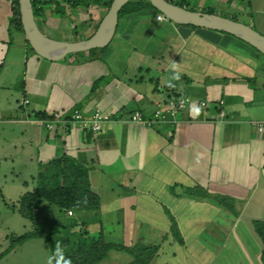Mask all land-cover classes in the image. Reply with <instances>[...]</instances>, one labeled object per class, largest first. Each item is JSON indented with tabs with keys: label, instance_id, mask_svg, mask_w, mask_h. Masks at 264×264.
I'll return each mask as SVG.
<instances>
[{
	"label": "crops",
	"instance_id": "1",
	"mask_svg": "<svg viewBox=\"0 0 264 264\" xmlns=\"http://www.w3.org/2000/svg\"><path fill=\"white\" fill-rule=\"evenodd\" d=\"M0 1V10L8 15L0 23V81L14 70L8 82H0V200L18 204L23 194L34 190L42 164L66 156L87 168L106 236L125 240L126 246H156L153 258L169 245L167 253L175 257L188 247L187 230L198 232L211 208L220 217L214 259L221 264H263L254 221L264 220V131L255 126L264 121V85L260 93L254 78L240 77L233 56L239 49L248 54L251 58L244 64L253 74L258 52L240 45L232 49L217 34L196 36L200 27L160 21L146 9L121 15L112 40L94 59L66 56L51 61L33 52L15 28L10 0ZM250 1L254 25L262 28L257 16H264V0ZM103 8H84L91 18L78 24L92 34L107 11ZM79 10L71 11L81 14ZM5 26L6 31L13 29L7 33L10 39L2 34ZM16 34L23 47L17 57L11 45ZM180 94L206 105L193 102L172 122L146 126L132 120L137 111L151 119L157 101ZM74 111L88 121L97 112L106 120L94 132L90 122L83 126L70 117ZM35 113L45 117L37 119ZM55 114L60 117L48 128L46 121ZM48 116L53 118L45 119ZM17 184L23 194L12 201L7 192ZM38 211L59 218L58 209L45 203ZM192 213L198 215L187 220ZM4 230L0 252L13 236L7 226ZM23 244L15 245L0 264Z\"/></svg>",
	"mask_w": 264,
	"mask_h": 264
},
{
	"label": "trees",
	"instance_id": "2",
	"mask_svg": "<svg viewBox=\"0 0 264 264\" xmlns=\"http://www.w3.org/2000/svg\"><path fill=\"white\" fill-rule=\"evenodd\" d=\"M111 1L112 0H31L35 18L43 15L45 11L44 7L49 4L54 5L53 11L62 16L65 15V7L70 10L88 8L92 5L98 7L105 6L108 8ZM169 1L194 10V8L189 6L190 4L187 0ZM10 2L12 11L11 22L17 30L24 34L20 22L18 1L10 0ZM144 9H151L155 13H160L148 0H129L120 10L119 17L126 13L140 12ZM202 11L214 13L208 7ZM226 17L236 20L235 17ZM39 24L40 22L38 26ZM183 26L195 27L192 25ZM30 49L33 51L31 47ZM96 52L97 49H91L84 52L69 54L67 57L74 56V60L76 61H87L94 59L96 57ZM257 52L262 55L259 51ZM35 114L36 117H38L37 119L45 117L44 114ZM52 118L53 116H48L45 119ZM40 203H45L47 208L56 207L58 210H64L65 212L71 210L73 214L78 211H84L88 216L84 220L79 221L75 219L63 223L61 225V232L58 236L51 238L40 230L36 220L35 212ZM13 208L23 218L31 221L34 228L20 235L10 236L7 247L0 252V259L11 251L15 245L23 244L27 240L33 238H43L48 244L49 264H64L66 260H70L71 264H97L106 258L110 251H120L129 254L132 257V264H150L158 249L156 246H140L137 244L126 246L123 243H115L114 240H111L110 237L104 234L102 224L98 218L100 199L90 188L88 170L86 167L66 156H61L43 163L36 178L34 190L23 194L18 201V205H13ZM254 230L262 243L261 260L264 264V220L254 221ZM172 231L177 235L175 225ZM179 241L181 242V240ZM57 246L63 249L62 258L57 254Z\"/></svg>",
	"mask_w": 264,
	"mask_h": 264
},
{
	"label": "rangeland",
	"instance_id": "3",
	"mask_svg": "<svg viewBox=\"0 0 264 264\" xmlns=\"http://www.w3.org/2000/svg\"><path fill=\"white\" fill-rule=\"evenodd\" d=\"M187 1L190 4L189 6L194 8V10H199L202 12L203 9L208 7L216 14L235 17L236 20L244 21L246 24L252 26L254 29L260 32H264V27L261 28V24H258L257 26L254 25L255 23L253 22V20L256 21V18L252 11L253 5L252 8L249 7V4L251 2L250 0H187ZM103 7H104L103 11L105 12L107 8H105V6ZM44 8H45L44 14L38 16L36 18V21L37 23L40 22L39 24L40 29L47 36L53 37L58 40H63V38L68 37V39H70L71 41H76V36H75L76 33H78L77 35H79L77 36V39L79 40H81V37L88 38L90 36L91 31L90 30L86 31L87 29L84 30V27L78 24L80 22L82 24L88 21L89 18H91L90 17L91 15L87 13V11H85L86 9L80 8L81 14H77L76 12L74 14L73 11L65 7V15L61 16L60 14L53 11L54 5L52 4L46 5ZM88 8L96 9V5H92ZM2 10L3 7L0 10L1 24L5 22L6 17L8 16L3 14ZM257 20L262 21V23H264V16H261V18L260 16H257ZM8 23H9L8 26H11L10 17ZM48 25H50L49 27L51 28L47 29ZM2 28H3L2 34L8 36V38L10 39V34L7 33L9 32L13 33L12 32L13 29L6 31V26ZM196 30H197L196 36H199L200 34H217L218 36H224L219 38H221L223 44L227 43V45L232 46V49L237 50L234 47L236 45H240L247 52H254L255 50L249 44L245 42L243 43L242 40L232 35L224 34L221 33L220 31H214L204 28H198ZM195 39H197V37H195ZM19 40H20L19 35L16 34L13 43H11L13 49L15 50L16 57L18 55V52L22 51L23 49L22 42H19ZM231 42H234L235 44ZM217 45L219 46V43ZM98 50H102V49L97 48V52H99ZM237 51L238 52L236 54H233V56L237 58V60L239 61V65L236 68L238 72L237 74L242 78L247 77L246 75H249L250 76L249 78H254L255 79L254 88L256 91L258 92L260 91L261 93L263 91L261 87L264 85V56L259 54L260 60L259 62H254V65L252 64L253 66H255V69L253 74H250L247 71L250 70L251 68L250 66L244 64V62H247L246 60L247 59L249 60L251 57L248 54L242 53V49H239ZM144 58L151 60L150 59L151 57L149 55H145ZM150 66L152 71L151 73L155 75L156 74L154 73L156 72V70L154 69L155 66L153 64H150ZM229 70L231 69L229 68ZM13 73L14 70L11 71L12 75ZM188 76L191 78L193 76V72H191ZM10 77H5L0 82L6 83L9 81ZM194 77H196V75H194ZM15 89L16 86H14L11 90L14 91ZM5 94L6 93H2L1 97L3 98ZM18 99H20V96L18 97ZM193 102L199 105L198 101L193 100ZM12 187H13L12 190L10 192H7V194L13 197L11 200L14 201L15 195L18 194L19 196L20 195L19 193H21L22 195L23 191H21V185L17 184V186L13 185ZM5 200L6 202L9 203V206L6 203L4 204V201L0 200V231L1 232L5 231L4 230L5 226L9 228V231H11L13 236L23 234L25 231H31L34 228L31 221L23 218L13 208V205L10 206L11 202L7 198H5ZM17 205L18 204H16L15 206ZM197 210L199 212L198 208L195 209V211ZM57 212L59 214V218H57L56 215L54 217H47L45 213L41 211L35 212L36 220L38 222L40 230L46 233L47 235H49L51 238H55L58 236V234L61 232V225L63 223H67L75 219L79 221L84 220L88 216L87 213L82 216H79L77 213H74L73 215H69L64 210H58ZM196 214L197 213L187 214L185 218L189 220L190 218H193L194 216L198 215ZM179 216L183 217L182 215ZM204 217L206 221L202 222V224L198 228V232L196 231L197 233L196 232L193 233L190 231V234H188V230H187L186 232V235H188L187 249H182L183 251H180V253L177 252V255L174 257L173 255H170L169 252L167 253V251L170 250L169 245L164 246L160 251L161 254L159 256H156V258H153L152 262H154V264H162L163 262L172 260L171 261L172 264H221V259H217V261L216 259H214L215 257L218 256L217 243L219 241V237L217 236L219 235L220 232V229L218 228V224H220L219 222L220 217L216 212H213V209L211 208H209L208 211L204 213ZM213 219L216 220L214 221ZM184 227H186V224H184ZM211 230L213 231V233L211 232ZM217 231L218 234L216 236L214 233H217ZM110 239L114 240L115 243L125 244V240H120L113 237H110ZM2 242H4V238L0 237V245H4V243L2 244ZM156 243H160L159 238L156 240ZM140 246H142V244H140ZM20 248L23 249H18L15 253L9 255L7 258L4 259L3 263L4 264H49V246L43 238H34V239H30L29 241L27 240V242L21 245ZM103 264H132V257L125 252L123 253V252L114 251L111 252L109 258L106 259ZM235 264H239V263L237 262Z\"/></svg>",
	"mask_w": 264,
	"mask_h": 264
},
{
	"label": "water",
	"instance_id": "4",
	"mask_svg": "<svg viewBox=\"0 0 264 264\" xmlns=\"http://www.w3.org/2000/svg\"><path fill=\"white\" fill-rule=\"evenodd\" d=\"M20 22L28 44L40 57L51 61L62 60L69 54L103 48L112 40L119 20V12L129 0H112L95 31L85 39L58 40L47 36L38 26L31 0H17ZM164 17L179 25L220 31L249 44L264 56V34L252 26L229 17L191 10L169 0H148Z\"/></svg>",
	"mask_w": 264,
	"mask_h": 264
},
{
	"label": "built area",
	"instance_id": "5",
	"mask_svg": "<svg viewBox=\"0 0 264 264\" xmlns=\"http://www.w3.org/2000/svg\"><path fill=\"white\" fill-rule=\"evenodd\" d=\"M157 20H165L166 18L162 13H157L156 15ZM27 102V101H26ZM193 103V99H191L189 96L185 94H180L173 97H168L163 100L157 101L155 103V110L153 113V117L151 119H145L142 117L140 112H134V114L131 116L133 121H137L139 123H142L146 126H151L155 122L160 123H167L172 122L173 119L180 113L184 112L186 109L189 108V106ZM199 105L202 107H205L206 103L205 101H200ZM221 116H224L223 113H221ZM60 117V114H55L54 119L46 121V126L48 128L53 127V121L58 119ZM72 119L77 120L80 122L83 126H87L88 123H91V129L94 132H98L102 128V122L106 120V117L100 114L99 112L95 113L90 121L83 118V116L78 112L74 111L72 114ZM255 126L259 132L264 131V121H257L255 122ZM67 213L69 215H72L73 212L71 210H68Z\"/></svg>",
	"mask_w": 264,
	"mask_h": 264
},
{
	"label": "clouds",
	"instance_id": "6",
	"mask_svg": "<svg viewBox=\"0 0 264 264\" xmlns=\"http://www.w3.org/2000/svg\"><path fill=\"white\" fill-rule=\"evenodd\" d=\"M57 254L59 256H61V258L63 257V249H61L59 246H57ZM64 264H71V261L70 260H66V261H64Z\"/></svg>",
	"mask_w": 264,
	"mask_h": 264
}]
</instances>
